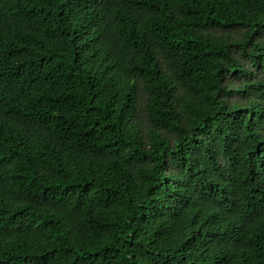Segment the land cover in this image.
<instances>
[{"label": "trees", "instance_id": "trees-1", "mask_svg": "<svg viewBox=\"0 0 264 264\" xmlns=\"http://www.w3.org/2000/svg\"><path fill=\"white\" fill-rule=\"evenodd\" d=\"M0 264H264V0H0Z\"/></svg>", "mask_w": 264, "mask_h": 264}]
</instances>
